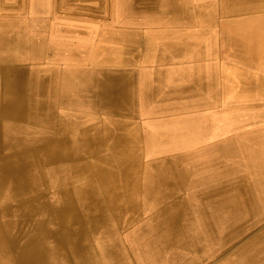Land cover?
Returning <instances> with one entry per match:
<instances>
[{"label":"bare ground","instance_id":"bare-ground-1","mask_svg":"<svg viewBox=\"0 0 264 264\" xmlns=\"http://www.w3.org/2000/svg\"><path fill=\"white\" fill-rule=\"evenodd\" d=\"M200 1L253 22L261 70L136 31L59 66L0 0V264H264V0Z\"/></svg>","mask_w":264,"mask_h":264},{"label":"rangeland","instance_id":"rangeland-1","mask_svg":"<svg viewBox=\"0 0 264 264\" xmlns=\"http://www.w3.org/2000/svg\"><path fill=\"white\" fill-rule=\"evenodd\" d=\"M172 1L178 3L179 14L183 13L185 17L190 16V23L188 20L169 21V13L173 10L168 9V4ZM201 2L200 0H18L19 7H17V11L8 13L10 15L14 14L12 15L13 18L11 16L6 18L12 26L14 25V29L26 31L32 36L48 37V44H51L48 51L49 57L58 60L59 66H66L69 63L66 64L65 61L76 59L80 55L77 53L80 47L82 50L86 48L87 51L92 52L93 48L103 50L105 49L103 47L118 48L124 46L131 32L136 31L143 33V41L148 39L150 42L153 39L151 44L155 47L164 48V44L167 42L164 41V36L167 38L173 36L174 39L176 36H181L189 43H194L190 44L193 45L191 47H195L198 42L197 46L199 45V48H202L206 53V56L200 60L207 61L212 58L211 63L215 68L217 66L218 69L216 68V70L225 67L228 75L237 73L233 70L243 68V65L250 72L261 70L262 68L258 69L257 65H260L258 63L262 60L259 58L256 63L254 61L255 56L248 55V52H253L251 40L257 38L256 35H258L247 32L248 28L252 29L254 26L251 25L253 22L250 21L249 25H239L237 27L236 24L230 23L232 21L227 18L226 14L215 9L217 11L216 20L212 26L202 25L196 18L197 8H194ZM227 23L229 24L227 25ZM213 30L215 31L212 34ZM146 35H148L147 38ZM127 46H130V44ZM210 51L211 53L216 52L218 55L215 54L216 56L210 57ZM237 51L241 53L244 59L235 56ZM244 52L247 53V56L244 55ZM79 58L80 56H78ZM142 59L143 57H141L138 64L133 65L135 67L130 68L138 70L148 67L149 62H142ZM85 65L90 66L88 63H85ZM170 71H172L171 68ZM145 126L149 127L151 125L145 124ZM248 158L246 156V159L243 160H248Z\"/></svg>","mask_w":264,"mask_h":264}]
</instances>
